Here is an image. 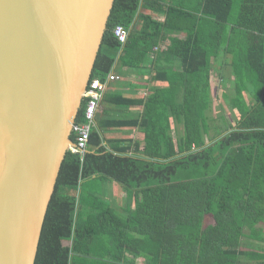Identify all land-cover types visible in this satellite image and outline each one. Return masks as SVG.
<instances>
[{"label": "trees", "instance_id": "obj_1", "mask_svg": "<svg viewBox=\"0 0 264 264\" xmlns=\"http://www.w3.org/2000/svg\"><path fill=\"white\" fill-rule=\"evenodd\" d=\"M116 25L128 30L123 44ZM213 63L233 124L210 115ZM148 66L167 85L113 101L141 105V117L95 115L82 160L66 152L34 264H264V249H239L264 242V0H114L89 81ZM126 126L144 133L141 149L104 139ZM107 180L122 187L124 206L102 198Z\"/></svg>", "mask_w": 264, "mask_h": 264}, {"label": "water", "instance_id": "obj_2", "mask_svg": "<svg viewBox=\"0 0 264 264\" xmlns=\"http://www.w3.org/2000/svg\"><path fill=\"white\" fill-rule=\"evenodd\" d=\"M114 0H0V264H34Z\"/></svg>", "mask_w": 264, "mask_h": 264}, {"label": "crops", "instance_id": "obj_3", "mask_svg": "<svg viewBox=\"0 0 264 264\" xmlns=\"http://www.w3.org/2000/svg\"><path fill=\"white\" fill-rule=\"evenodd\" d=\"M155 17L162 19L161 15L154 14ZM182 35V34H181ZM171 36H174L171 34ZM165 44H168V41L160 44L159 48H163ZM214 65V63H213ZM150 74H153L151 67L139 68L138 71L131 69L128 75L121 76V79L118 83H110L107 86L105 93H111V99H107L105 102H100L99 108L96 112V115L99 119L105 121L107 119H122V120H131L141 117L142 115V106H129V107H120L113 103V101L118 100L116 96H124L131 99H145L152 87H164L167 84L164 82L152 81L149 77ZM104 139H128L132 138L133 140L140 142V149L143 147L144 133L140 130V127H119V128H109L104 131ZM102 198L108 202H111L117 207H122L120 205V200L125 197L126 194L117 183L111 181H104L102 184ZM124 199V198H123ZM141 260V259H140Z\"/></svg>", "mask_w": 264, "mask_h": 264}, {"label": "built area", "instance_id": "obj_4", "mask_svg": "<svg viewBox=\"0 0 264 264\" xmlns=\"http://www.w3.org/2000/svg\"><path fill=\"white\" fill-rule=\"evenodd\" d=\"M113 34L123 44L127 39L128 30L121 25H116L113 28ZM120 79L121 76L119 74L111 71L104 82L98 78H93L87 84L85 92L83 93V100L85 101L84 121L81 123H73L71 133L76 136V141L69 145L67 149V151L78 154L81 160L88 149L89 133L92 126L95 125V115L103 94L107 90L108 83L117 82ZM70 244L71 242L69 241L68 245Z\"/></svg>", "mask_w": 264, "mask_h": 264}, {"label": "rangeland", "instance_id": "obj_5", "mask_svg": "<svg viewBox=\"0 0 264 264\" xmlns=\"http://www.w3.org/2000/svg\"><path fill=\"white\" fill-rule=\"evenodd\" d=\"M219 66L217 64L213 65V69L211 71V96L213 99V104H212V110H211V117L213 118V124H218L221 121V116L224 117L230 124H233L234 122V113L229 110L228 106L225 105L224 103L226 102L222 98V93L228 92L226 88H224L223 80L221 79V75L219 74L220 72L218 71ZM223 76V75H222ZM181 131H177L173 126H172V135L175 139H178V135L180 134ZM124 198V199H123ZM122 200H120V205H125V197H123ZM111 203V202H109ZM113 205V204H112ZM115 206V205H113ZM262 229V234L264 236V222L260 223L258 225ZM246 231V230H245ZM248 239V246H244L243 244L239 245L240 250H254V251H260L261 249H264V242H257V241H251L249 243ZM138 264H144V260L137 259L136 261ZM246 264H248V260L245 261ZM249 264H259L258 262L252 261Z\"/></svg>", "mask_w": 264, "mask_h": 264}]
</instances>
